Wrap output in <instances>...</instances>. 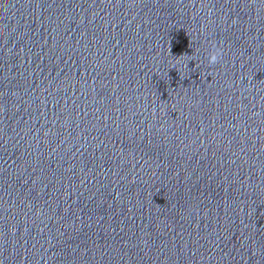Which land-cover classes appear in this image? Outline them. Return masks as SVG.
Returning a JSON list of instances; mask_svg holds the SVG:
<instances>
[{
    "label": "water",
    "instance_id": "95a60500",
    "mask_svg": "<svg viewBox=\"0 0 264 264\" xmlns=\"http://www.w3.org/2000/svg\"><path fill=\"white\" fill-rule=\"evenodd\" d=\"M215 41L220 63L206 53ZM264 59V0H0V230L164 110Z\"/></svg>",
    "mask_w": 264,
    "mask_h": 264
},
{
    "label": "clouds",
    "instance_id": "9594fccd",
    "mask_svg": "<svg viewBox=\"0 0 264 264\" xmlns=\"http://www.w3.org/2000/svg\"><path fill=\"white\" fill-rule=\"evenodd\" d=\"M222 56L223 48L218 46L215 41H212L206 53L207 64L209 66H213L220 63L222 60Z\"/></svg>",
    "mask_w": 264,
    "mask_h": 264
}]
</instances>
